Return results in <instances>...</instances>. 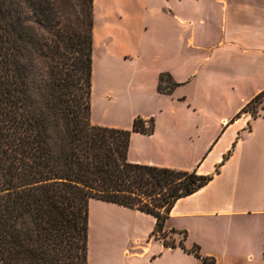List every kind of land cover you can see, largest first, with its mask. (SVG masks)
I'll list each match as a JSON object with an SVG mask.
<instances>
[{"label":"crops","instance_id":"1","mask_svg":"<svg viewBox=\"0 0 264 264\" xmlns=\"http://www.w3.org/2000/svg\"><path fill=\"white\" fill-rule=\"evenodd\" d=\"M110 1L94 7L108 13ZM119 3L123 11L110 17L122 25L119 56L130 87L152 103L141 114L152 131L131 133L128 161L211 179L172 205L161 232L169 244L153 234L154 216L90 200L88 264H264V109L236 117L264 89V0ZM105 35L94 26V46ZM92 201L113 215L96 218Z\"/></svg>","mask_w":264,"mask_h":264},{"label":"trees","instance_id":"2","mask_svg":"<svg viewBox=\"0 0 264 264\" xmlns=\"http://www.w3.org/2000/svg\"><path fill=\"white\" fill-rule=\"evenodd\" d=\"M93 12L94 0H0V264H88L90 200L154 216L156 235L211 179L129 162L131 133L152 131L141 118L92 123ZM255 103L264 89L236 117Z\"/></svg>","mask_w":264,"mask_h":264},{"label":"rangeland","instance_id":"3","mask_svg":"<svg viewBox=\"0 0 264 264\" xmlns=\"http://www.w3.org/2000/svg\"><path fill=\"white\" fill-rule=\"evenodd\" d=\"M103 1L106 3L107 0ZM110 2L113 5L110 12L105 13V10L101 6L97 7V9L94 7L93 12L94 26L98 30L106 32V35L100 44L96 43L94 46L93 41L90 103L91 121L96 125L104 127L130 130L133 120L141 118V114L148 111L152 103L146 100L145 93L130 87L129 81L131 80V73L129 63L123 62L119 56L118 46L121 45L122 35L119 34L117 39H114L115 32L121 30L122 25L116 26L115 24L117 23L112 22L110 18L111 16L115 17L117 15L116 12L120 15L119 11H123V7L119 3V0L117 2ZM218 35V28L214 24L210 30L209 37L212 40H216ZM261 105L262 103H255L248 106L247 110L254 108L256 115H258ZM138 155V150H135L132 157H138ZM92 204L91 213L96 218L103 214L110 217L114 213L111 209L102 210L96 207L98 204L97 201H92ZM97 225L98 221L93 219L90 229H96ZM160 235L163 236L162 233ZM165 242L169 244L171 241L165 238Z\"/></svg>","mask_w":264,"mask_h":264}]
</instances>
